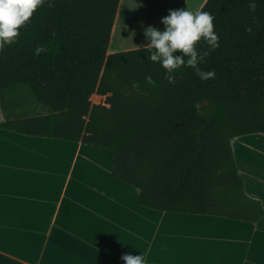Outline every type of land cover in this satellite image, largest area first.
<instances>
[{"label":"trees","instance_id":"trees-1","mask_svg":"<svg viewBox=\"0 0 264 264\" xmlns=\"http://www.w3.org/2000/svg\"><path fill=\"white\" fill-rule=\"evenodd\" d=\"M119 3L45 0L0 51V105L7 113V95L25 87L48 114L0 130L108 150L113 176L144 208L256 224L264 207L246 193L232 143L264 138V0L254 12L248 0H205L219 47L200 67L215 78L182 66L174 84L151 49L108 54ZM37 45L47 51L35 55ZM94 94L104 102L92 104Z\"/></svg>","mask_w":264,"mask_h":264},{"label":"crops","instance_id":"crops-1","mask_svg":"<svg viewBox=\"0 0 264 264\" xmlns=\"http://www.w3.org/2000/svg\"><path fill=\"white\" fill-rule=\"evenodd\" d=\"M121 6L109 55L146 48L115 41ZM92 147L0 130V264H125L122 255L141 253L147 264H264V217L249 224L144 208L110 157L85 156ZM249 186L264 207V174Z\"/></svg>","mask_w":264,"mask_h":264},{"label":"clouds","instance_id":"clouds-1","mask_svg":"<svg viewBox=\"0 0 264 264\" xmlns=\"http://www.w3.org/2000/svg\"><path fill=\"white\" fill-rule=\"evenodd\" d=\"M44 2L45 0H0V51L5 45L17 42L21 27L26 25ZM248 2L250 11L254 12L256 0ZM214 19L208 11H192L186 7L169 10V14L162 17L165 25L163 31L154 26L144 29V35L149 41L145 47L152 50L148 54V60L158 62L165 69L169 83H175V72L182 66L191 68L201 80L215 78L214 69L205 71L200 67L204 58L219 47V34L214 30ZM201 41L207 48L197 47ZM33 51L35 55H40L47 49L43 45H37ZM177 52L181 55H177ZM145 80L149 84H155L151 75L146 76ZM133 87H139V83H134ZM121 259L125 264H147L143 253L124 254Z\"/></svg>","mask_w":264,"mask_h":264},{"label":"rangeland","instance_id":"rangeland-1","mask_svg":"<svg viewBox=\"0 0 264 264\" xmlns=\"http://www.w3.org/2000/svg\"><path fill=\"white\" fill-rule=\"evenodd\" d=\"M204 1L205 0H122L121 18L117 33L115 34V41L121 40L129 46H136L143 43L147 44L149 41L132 44H128V41L131 42L135 40L137 42L139 39L147 40L144 35V29L148 26H154L151 25L153 20L164 16L165 12L169 14V10L184 9L186 7L192 11H198ZM165 16H167V14H165ZM164 26L165 25L162 26L161 24V26L154 27L163 31L165 29ZM139 30L141 31L137 32ZM104 100L105 97L97 94L91 97L92 104H100L103 103ZM6 104L8 108L7 113L3 112L0 107V111H2V114L0 113V122H4L8 118L48 114V110L41 106L25 87H16L12 90L6 97ZM244 139L254 143L253 151L239 146L240 141ZM232 146L239 171L248 185V190H250L249 184L255 180V177L264 174V138L262 135L242 137L238 138L236 141L234 140ZM50 149L56 152L59 151L60 148L51 145ZM91 149L92 150L84 153L87 158L93 160L100 159L101 162L105 163L107 157H110L112 169V155L109 151L95 147ZM104 166L103 164V167Z\"/></svg>","mask_w":264,"mask_h":264},{"label":"bare ground","instance_id":"bare-ground-1","mask_svg":"<svg viewBox=\"0 0 264 264\" xmlns=\"http://www.w3.org/2000/svg\"><path fill=\"white\" fill-rule=\"evenodd\" d=\"M162 17H164V16H162ZM162 17H160V18H155L154 20H153V22L151 23V25H154V26H161V24H162V26H163V23H162ZM157 28V27H156ZM142 30V29H141ZM141 30H139V31H137V32H140ZM137 34V33H136ZM142 35V34H141ZM138 38V37H137ZM144 41H148V40H138L137 42L135 41V40H132L131 41V43H140V42H144ZM34 151V150H33ZM36 152V151H35Z\"/></svg>","mask_w":264,"mask_h":264}]
</instances>
